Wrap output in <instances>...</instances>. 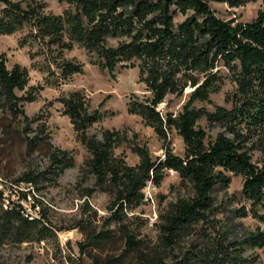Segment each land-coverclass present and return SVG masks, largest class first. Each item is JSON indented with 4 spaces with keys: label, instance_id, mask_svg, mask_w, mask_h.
I'll use <instances>...</instances> for the list:
<instances>
[{
    "label": "trees",
    "instance_id": "trees-1",
    "mask_svg": "<svg viewBox=\"0 0 264 264\" xmlns=\"http://www.w3.org/2000/svg\"><path fill=\"white\" fill-rule=\"evenodd\" d=\"M57 1L65 8L53 15L43 13L38 0H0V35L29 27L27 36L46 46L49 58L59 69L60 76L55 81L46 77V85H59L82 72L81 63L56 60L74 45L95 56L99 69L112 77L118 70L137 68L138 81L144 84L147 95L131 101L129 111L140 115L164 141L163 154L157 158L138 145L135 151L139 161L129 165L114 152L124 140L118 130L104 129L99 137L86 134L99 114L90 109L80 91L58 98L62 113L87 149L83 170L110 200V216L137 207L148 183L158 187L167 171L176 172L181 194L158 213L155 223L163 245L170 247L185 234L218 220L226 207L225 201L217 203V193L228 188L231 175H241L239 196L245 203L230 212L238 218L251 216L258 224L245 230L239 243L264 247V214L258 210L264 205V0L249 22L223 19L210 3L237 8L254 0ZM178 15L184 19L176 23ZM25 44L26 39H21L20 45ZM226 78L234 82L227 96L230 107L214 105L210 112L194 104L210 102V95L220 90ZM42 87L29 86L27 68L17 63L8 67L5 54L0 52V107L13 119L20 118L28 132L35 119L25 114L24 103L32 102ZM20 91L23 93L17 94ZM169 95H187L175 113L158 110ZM203 119L206 126L219 128L214 136L201 125ZM43 130L44 125H38L33 135L25 137L29 148L43 140ZM171 130L182 138V155L174 153L167 140ZM48 162L44 171L30 170L16 182L37 184L48 172L55 179L73 159L68 151L52 146ZM21 194L26 197V193ZM231 200L235 196L228 197V202ZM3 204L0 192V243L21 244L45 238L50 228L44 223L43 209L32 203L31 208H38L40 215L30 219L20 202H10L6 208ZM120 230L126 249L139 252L138 264L188 263L187 259L168 263L161 256L147 255L126 226L121 225ZM102 234L100 240L108 236ZM222 237L232 242L229 225L224 226Z\"/></svg>",
    "mask_w": 264,
    "mask_h": 264
},
{
    "label": "rangeland",
    "instance_id": "rangeland-1",
    "mask_svg": "<svg viewBox=\"0 0 264 264\" xmlns=\"http://www.w3.org/2000/svg\"><path fill=\"white\" fill-rule=\"evenodd\" d=\"M38 1L45 14L58 15L65 8V4L57 0ZM210 6L223 19L249 22L262 8V0H254L237 8H229L221 2H211ZM183 19V16L178 15L175 22L179 23ZM29 30V27H24L13 34L0 35V52L5 54L7 66L17 63L26 67L28 85L43 86L32 102L24 103L25 114L35 119L31 125L32 131L28 132L20 118L13 119L0 107V177L7 183H16L30 170L44 171L49 166L48 155L52 146L68 151L73 162L55 179L52 172H48L40 177L37 184L24 182L22 190H17L18 193L11 196L14 201H20L34 217L40 214H37L38 208L30 207L32 203L43 209L44 223L50 230L41 241L0 243V264H138L139 252L126 249L121 225L134 234L143 253L161 256L168 263L187 259V264H264V247L250 248L239 243L241 234L255 228L257 220L251 216L238 218L230 212L231 208L245 203L239 196L241 175H231L228 188L217 193V203L225 201L226 207V211L218 215V220L185 234L170 247L163 245L155 223L158 213L163 212L168 203L181 194L176 172L167 171L158 187L148 183L143 189L145 197L137 207L124 208L116 217L110 216V200L93 185V178L83 170V162L88 157L87 149L77 138L68 116L62 113L58 98L80 91L90 109L99 114V120L87 129L86 134L99 137L104 129L118 130L124 140L114 152L127 164L135 165L139 161L135 151L138 145L146 147L152 158L163 154L164 141L158 138L140 115L129 111L131 101L147 95L145 86L138 81L137 68L118 70L112 77L99 69L95 56L88 55L78 45L62 51L61 57L56 60L81 63L82 72L59 85H46V77L55 81L60 76L59 69L49 58L46 46L27 36ZM21 39H26L24 46L20 45ZM51 71L54 74H49ZM233 87L234 82L226 78L220 90L210 95V102L196 101L194 104L210 112L214 111V105L230 107L227 96ZM22 93L17 92L19 95ZM186 99L187 95H169L166 102L158 105V110L175 113ZM200 123L211 136L219 131L217 127L206 126L205 119ZM38 125H44L43 133L40 134L43 140L35 148H29L25 137L33 135ZM46 136L48 138L44 140ZM167 140L174 153L183 154V141L175 130L167 134ZM257 155L258 152L254 158ZM21 192L26 193L25 198H22ZM233 196L235 200L228 202V197ZM258 210L264 214V205ZM227 225L231 243L222 237L224 226ZM104 233L108 236L100 240L98 236L102 234L101 237H104Z\"/></svg>",
    "mask_w": 264,
    "mask_h": 264
},
{
    "label": "built area",
    "instance_id": "built-area-1",
    "mask_svg": "<svg viewBox=\"0 0 264 264\" xmlns=\"http://www.w3.org/2000/svg\"><path fill=\"white\" fill-rule=\"evenodd\" d=\"M8 184L10 185L9 186L10 188L8 187ZM22 184H24L23 181H19L16 183H7L5 180H0V192H2V195L5 197L4 207H7V205H9L10 202H20V201H14L13 199H11V196H13L15 193H18L17 190H22V187H21ZM25 215H28V217H34L26 209H25ZM35 217H37V215H35Z\"/></svg>",
    "mask_w": 264,
    "mask_h": 264
},
{
    "label": "bare ground",
    "instance_id": "bare-ground-1",
    "mask_svg": "<svg viewBox=\"0 0 264 264\" xmlns=\"http://www.w3.org/2000/svg\"><path fill=\"white\" fill-rule=\"evenodd\" d=\"M0 180H2V178L0 177ZM3 196V195H2ZM3 200L5 201V197L3 196Z\"/></svg>",
    "mask_w": 264,
    "mask_h": 264
}]
</instances>
